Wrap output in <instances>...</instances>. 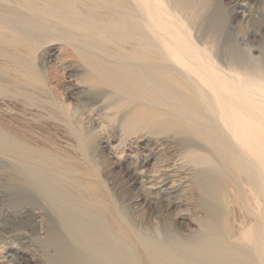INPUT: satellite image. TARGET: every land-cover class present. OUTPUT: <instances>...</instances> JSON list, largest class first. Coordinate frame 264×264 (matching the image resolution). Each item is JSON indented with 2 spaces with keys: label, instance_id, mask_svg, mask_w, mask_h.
I'll list each match as a JSON object with an SVG mask.
<instances>
[{
  "label": "bare ground",
  "instance_id": "bare-ground-1",
  "mask_svg": "<svg viewBox=\"0 0 264 264\" xmlns=\"http://www.w3.org/2000/svg\"><path fill=\"white\" fill-rule=\"evenodd\" d=\"M208 5L210 0H0V28L7 29L0 31V99L21 105L8 121L0 119V170L9 173V186L32 189L46 204L39 241L53 249L45 254L48 264H264V58L251 60L244 71L223 69L212 48L191 40L188 21L203 18ZM186 8L191 14L184 18ZM209 19L218 36L221 13ZM99 39L114 50L98 54ZM52 40L64 42L111 87L106 97L121 94L119 99L146 104L179 124L185 155L200 167L197 230L179 232L171 219L154 232L142 230L93 172L92 144L85 141L92 127L82 125L92 111L56 97L52 65L37 61L38 47ZM232 62L241 65L243 56L234 54ZM32 111L38 121H64L89 164L80 166L33 130ZM167 184L157 196L168 198L173 212L170 194L178 188Z\"/></svg>",
  "mask_w": 264,
  "mask_h": 264
},
{
  "label": "rangeland",
  "instance_id": "rangeland-1",
  "mask_svg": "<svg viewBox=\"0 0 264 264\" xmlns=\"http://www.w3.org/2000/svg\"><path fill=\"white\" fill-rule=\"evenodd\" d=\"M1 5L7 4L2 2ZM12 8L20 10L16 5ZM206 9L208 11L203 18L195 23L188 21L191 40L212 48L214 60L221 68L232 66L244 71L251 60L264 58V0H210ZM186 11V14L185 10L182 11L184 18L189 12L191 14L190 8ZM215 11L221 13V30L216 38L209 19ZM6 13L8 10H4ZM0 31L6 32L7 29L1 27ZM97 41L94 47L98 54L114 50L112 44L100 39ZM65 45L61 40L41 43L37 49V61L41 59L52 65L54 81L51 85L55 86L56 97L70 106L79 105L80 112L92 111L91 116L86 117L90 122L82 125L87 130L92 127L85 141L92 144V164H88L93 172L116 200L124 203L128 215L142 230L154 232L165 219H171L175 229L184 234L197 230L195 217L201 211L195 204L198 196L194 183L200 167L193 163V158L185 155L183 136L177 133L179 124L146 104L137 105L126 97L119 99L121 94L114 98L106 97L104 93L112 91L111 87L80 63L73 53L64 49ZM234 54L243 56L241 65H233ZM106 104L112 107H104ZM20 106L0 99V119L8 121ZM114 111H117L116 115ZM32 113L33 130L47 134L51 141L77 158L80 166L88 165L83 162L85 158L81 150L75 148L76 142L69 135L64 121L53 118L38 121V113ZM40 142L46 144V141ZM3 158L0 155V164L5 161ZM8 174L0 170V264H48L45 254H53V249L39 241L45 236L46 204L32 189L9 186ZM167 183L178 188L170 194V199L175 201L173 212L166 207L168 198L159 195ZM228 192L234 195L230 186ZM21 198L25 200L18 201Z\"/></svg>",
  "mask_w": 264,
  "mask_h": 264
}]
</instances>
